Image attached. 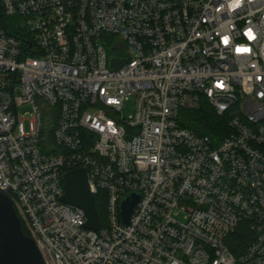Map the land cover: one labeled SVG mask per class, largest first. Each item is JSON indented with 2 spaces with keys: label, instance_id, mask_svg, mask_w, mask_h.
<instances>
[{
  "label": "built area",
  "instance_id": "1",
  "mask_svg": "<svg viewBox=\"0 0 264 264\" xmlns=\"http://www.w3.org/2000/svg\"><path fill=\"white\" fill-rule=\"evenodd\" d=\"M1 9L12 30L0 26V190L46 264H264V0ZM112 57L127 61L114 68ZM203 99L228 113L219 138L181 122ZM79 167L105 193L97 230L61 199L64 173ZM244 221L252 239L235 252L229 238Z\"/></svg>",
  "mask_w": 264,
  "mask_h": 264
},
{
  "label": "water",
  "instance_id": "2",
  "mask_svg": "<svg viewBox=\"0 0 264 264\" xmlns=\"http://www.w3.org/2000/svg\"><path fill=\"white\" fill-rule=\"evenodd\" d=\"M123 42L117 43L113 49H119ZM127 60L112 57L111 66L120 67ZM65 193L61 199L67 203L82 207L86 212L87 228L99 229L100 217L95 204V194L91 189L89 173L86 167L66 171L63 175ZM136 193L129 194L122 202V214L126 223L135 204L139 200ZM0 264H46L35 241L22 228V220L9 195L0 190Z\"/></svg>",
  "mask_w": 264,
  "mask_h": 264
},
{
  "label": "trees",
  "instance_id": "3",
  "mask_svg": "<svg viewBox=\"0 0 264 264\" xmlns=\"http://www.w3.org/2000/svg\"><path fill=\"white\" fill-rule=\"evenodd\" d=\"M10 24V23H9ZM6 23V18L1 9L0 0V26H5L8 30H12L11 25ZM13 25V20H11ZM114 36L107 38L108 46H113ZM228 113L219 114L215 108L207 102V99H203L202 104L196 109H183L181 122L184 126L190 127L200 134L209 135L213 138H219L223 133H226L228 127ZM53 127L50 126L48 134L52 136ZM105 193L99 191L95 194V204L99 212L100 223L103 226L106 223V201L104 199ZM23 231L29 235V231L25 224L22 222ZM252 239L250 227L247 222H241L237 230L231 234L229 238L230 246L235 252H239L244 249Z\"/></svg>",
  "mask_w": 264,
  "mask_h": 264
},
{
  "label": "rangeland",
  "instance_id": "4",
  "mask_svg": "<svg viewBox=\"0 0 264 264\" xmlns=\"http://www.w3.org/2000/svg\"><path fill=\"white\" fill-rule=\"evenodd\" d=\"M127 52V47H125L123 50H118L116 53L122 54ZM20 115L26 120V122H29V118L31 116V112L33 111V108L30 104H25L20 107ZM123 114L125 117H129L134 113L135 110V96L128 97L123 104ZM105 215L107 218V209L105 210Z\"/></svg>",
  "mask_w": 264,
  "mask_h": 264
}]
</instances>
